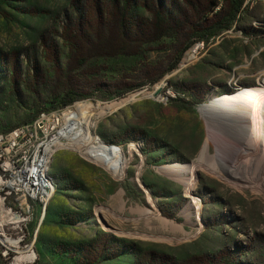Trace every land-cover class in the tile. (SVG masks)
Wrapping results in <instances>:
<instances>
[{
    "label": "rangeland",
    "instance_id": "rangeland-1",
    "mask_svg": "<svg viewBox=\"0 0 264 264\" xmlns=\"http://www.w3.org/2000/svg\"><path fill=\"white\" fill-rule=\"evenodd\" d=\"M244 1L231 28L204 43L193 26L232 0H0V135L137 96L94 125L105 144L135 146L124 179L59 150L46 211L0 194L25 218L0 221V264H264V192L239 181L235 137L205 114L264 83V0ZM207 140L222 175L201 169L189 197L158 169L198 162Z\"/></svg>",
    "mask_w": 264,
    "mask_h": 264
},
{
    "label": "bare ground",
    "instance_id": "bare-ground-1",
    "mask_svg": "<svg viewBox=\"0 0 264 264\" xmlns=\"http://www.w3.org/2000/svg\"><path fill=\"white\" fill-rule=\"evenodd\" d=\"M195 55H197L196 48L187 53L183 66L189 64ZM262 83L257 87L241 89L233 95L212 100L206 106L205 114L209 118L211 127L221 131L225 130L226 135L230 132L231 137H235L234 148L230 154L239 181L264 192V83ZM136 98L137 96H132L121 102L99 104L97 107L95 106L96 108L89 103H82L66 111L65 115L61 117L64 124L61 134L59 131L52 140V144L56 148L55 153L59 150L77 151L86 160L105 168L117 178L124 179L128 164L132 159L129 156H132V151L137 152L135 146H130L125 152L121 148L105 144L96 137L94 125L99 117L118 109L125 103L134 101ZM65 140L69 141V144L61 143ZM201 169H207L217 176L222 175L219 171L218 160L210 156L208 140L201 151L198 162L169 164L159 167L158 171L184 185L187 196L191 197L195 191L198 171ZM192 207L193 205L188 209V214H191ZM0 221L21 224L25 222V218L22 214L9 210L1 200ZM3 236V232L0 231V238L3 239ZM3 241L13 246L19 243L9 239ZM27 258L33 259L34 255Z\"/></svg>",
    "mask_w": 264,
    "mask_h": 264
},
{
    "label": "built area",
    "instance_id": "built-area-1",
    "mask_svg": "<svg viewBox=\"0 0 264 264\" xmlns=\"http://www.w3.org/2000/svg\"><path fill=\"white\" fill-rule=\"evenodd\" d=\"M61 117L45 113L31 124L0 135V194L46 211L55 190L52 140L61 129Z\"/></svg>",
    "mask_w": 264,
    "mask_h": 264
},
{
    "label": "trees",
    "instance_id": "trees-1",
    "mask_svg": "<svg viewBox=\"0 0 264 264\" xmlns=\"http://www.w3.org/2000/svg\"><path fill=\"white\" fill-rule=\"evenodd\" d=\"M244 0H232L226 12L219 14L220 16L216 17L215 22H212L210 25H195L193 26V30L195 34L199 37L197 38L198 42H209L213 37L219 34L223 30H229L232 26V23L237 19V16L242 11ZM226 21L228 24L223 25ZM159 25L162 26V21H159ZM170 30V29H168ZM167 32V31H166ZM170 32V31H168ZM164 36V35H163ZM77 100L76 97H69L67 101H65L64 105H70Z\"/></svg>",
    "mask_w": 264,
    "mask_h": 264
},
{
    "label": "water",
    "instance_id": "water-1",
    "mask_svg": "<svg viewBox=\"0 0 264 264\" xmlns=\"http://www.w3.org/2000/svg\"><path fill=\"white\" fill-rule=\"evenodd\" d=\"M160 92V90L156 91V94H158Z\"/></svg>",
    "mask_w": 264,
    "mask_h": 264
}]
</instances>
